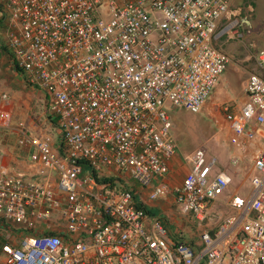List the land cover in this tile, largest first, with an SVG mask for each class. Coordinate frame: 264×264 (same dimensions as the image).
Wrapping results in <instances>:
<instances>
[{"label":"built area","instance_id":"built-area-1","mask_svg":"<svg viewBox=\"0 0 264 264\" xmlns=\"http://www.w3.org/2000/svg\"><path fill=\"white\" fill-rule=\"evenodd\" d=\"M234 0H0V41L25 82L46 97L59 142L19 123L31 172L0 169V221L19 234L0 264H264V50L244 100L223 105L236 167L254 148L249 193L211 207L232 182L205 146L172 188L197 242L148 220L129 181L165 197L178 145L170 109L199 113L230 63L218 43L241 38ZM12 114L0 109V128ZM258 146V147H257ZM239 172V169H234ZM53 219L62 222L54 231Z\"/></svg>","mask_w":264,"mask_h":264},{"label":"rangeland","instance_id":"rangeland-1","mask_svg":"<svg viewBox=\"0 0 264 264\" xmlns=\"http://www.w3.org/2000/svg\"><path fill=\"white\" fill-rule=\"evenodd\" d=\"M232 10L236 13L238 19L243 20V25L240 28L242 37L239 39L224 37L219 41L218 45L229 57L230 63L225 72L219 77L207 102L199 113H191L182 109H170L168 111L171 123L170 132L178 145L176 156L181 157L184 161L183 164L185 163L189 170L190 155L199 146H205L208 156L215 158L217 161L216 170L227 167V171L233 173L229 187L212 203L211 210L215 216V224L220 217L231 212L227 206L229 198L234 196L246 198L248 196L249 190L246 191L245 186L239 190L238 188L248 184L251 173L255 174V171H252V154L243 155L242 161L234 168L229 164L230 157L236 151L229 144V133L225 126L226 122L222 107L223 105H229L230 108L236 110L237 107L241 106L244 100L243 89L247 76L249 73L257 71L253 58L256 52L264 50V0H234ZM30 90L32 89L22 80L20 73L12 64L9 52L0 41V94L11 92L26 101L27 99L31 100V103L34 101L31 105L34 113L31 114V110L29 111L31 115H29V120L32 119L33 121L31 134L48 133L55 142V147H57L60 139L58 124L56 120L52 121L47 117L44 111L43 99L39 100L37 97H32ZM204 108L208 110H204ZM235 168L240 171L235 172ZM128 185L132 191L138 193L136 183L129 181ZM141 192L142 194L138 195L139 198L147 200V191L143 189ZM167 195L171 197L169 190L166 193ZM159 199L151 202L159 201ZM173 212L175 217L171 214L168 216L170 221L174 223L171 225V231L168 220L165 221L166 224L164 225L168 237L173 239L183 237L192 242H197L203 226L198 225L190 216L179 214L175 209H173ZM151 214L158 218L161 216L159 210H155ZM6 224L3 223L5 227ZM8 226L11 227L9 224ZM9 231L15 232V234L11 233L12 240L7 238L5 240V232L0 231V254L1 244L9 242L8 244L15 245L19 241V233H16V230L12 228Z\"/></svg>","mask_w":264,"mask_h":264},{"label":"crops","instance_id":"crops-1","mask_svg":"<svg viewBox=\"0 0 264 264\" xmlns=\"http://www.w3.org/2000/svg\"><path fill=\"white\" fill-rule=\"evenodd\" d=\"M18 72L20 73V71ZM20 77L22 78L23 81H25L21 73H20ZM28 86L32 89L30 90V94L32 95V97H37L39 100L43 99L44 105H45L44 106V111H45L47 101H46V97L44 93L39 91L37 88L31 87L30 85ZM33 103L34 101L31 103V100L27 99L26 101L24 98L19 97L18 95L11 93V92L10 93L4 92L0 94V109L7 110L12 114V123L10 124V126L7 129L0 128V169H5L7 172H23L26 174H30L31 163L29 160V154H30L31 149L28 146H20L19 144H17V140L19 138L17 126L19 123H24L26 126H28L29 129H31L32 127L31 125L33 121L32 119L29 120L30 118L29 111L31 110V114L34 113L33 112L34 109L32 110V107H31ZM204 110H208V109L204 108ZM225 126L229 133L227 124ZM254 148H256V145L254 146ZM254 148L249 149L248 154L250 155L253 154ZM183 162L184 161H182L180 156H174L168 161V164H167L168 174L164 178V182H166L168 186V190L171 194V197L167 195L168 197L167 196L163 197L159 199V201H155V202H151L148 199L142 200L140 198V201L142 202L141 204L144 207L145 212L148 215V218L153 219L154 215L151 213H153V211L155 210H159L160 215H161L159 217L161 218L163 225L166 224L165 222L166 220L169 221L170 231L172 227L171 225L174 223L170 221V218H168V216L171 214L173 217H175L173 209H175L177 213L179 212L175 204L174 195L172 194L171 191L174 186H177L182 182V180L184 179V177L189 171V168H187L185 163L183 164ZM244 186H245L246 191H248L250 188L249 182L248 184L240 186L238 190ZM139 188L140 187L138 186V189H136V191L138 192L137 195L142 194L141 192L142 190ZM172 203H174V205H172ZM52 222H53V227H55L54 231H58V228L56 226H62V222H58L56 219H53ZM3 223H7V222L0 221V231L5 232L4 239L6 240L7 238V239L12 240L11 235L13 233L15 234V232L9 231L11 230V227L8 226L9 223L6 224V227L3 225ZM19 234H22V233L19 232ZM8 243L5 242L1 244V247Z\"/></svg>","mask_w":264,"mask_h":264},{"label":"trees","instance_id":"trees-1","mask_svg":"<svg viewBox=\"0 0 264 264\" xmlns=\"http://www.w3.org/2000/svg\"><path fill=\"white\" fill-rule=\"evenodd\" d=\"M51 120V119H50ZM141 207L144 209V207L142 206V204H141ZM145 210V209H144Z\"/></svg>","mask_w":264,"mask_h":264}]
</instances>
